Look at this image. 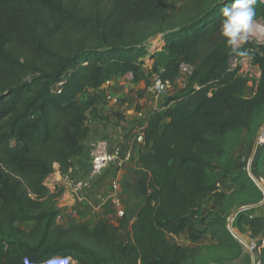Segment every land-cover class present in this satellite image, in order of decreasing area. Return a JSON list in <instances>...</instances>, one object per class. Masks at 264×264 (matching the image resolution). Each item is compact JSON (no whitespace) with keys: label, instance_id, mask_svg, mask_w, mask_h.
<instances>
[{"label":"trees","instance_id":"1","mask_svg":"<svg viewBox=\"0 0 264 264\" xmlns=\"http://www.w3.org/2000/svg\"><path fill=\"white\" fill-rule=\"evenodd\" d=\"M168 2L0 0V264L54 255L76 264H196L203 249L166 238L179 235L198 242L210 234L241 255L218 214L227 199L219 183L231 175L236 192L254 194L251 206L263 201L232 157L240 135L254 139L264 125V44L246 41L234 50L226 43L222 9L233 0H192L176 12ZM253 8L251 23L264 24V2ZM156 40L160 50L148 53ZM233 57H250L260 69L250 97L248 81L229 69ZM181 64L192 67L190 76L147 117L145 151L123 174L124 217L116 225L106 218L59 225L62 191L51 193L45 181L55 165L63 175L81 156L89 120L107 118L99 88L128 74L135 85L153 75L170 83ZM213 213L217 220L207 228ZM243 227L264 240V217L242 214Z\"/></svg>","mask_w":264,"mask_h":264},{"label":"built area","instance_id":"2","mask_svg":"<svg viewBox=\"0 0 264 264\" xmlns=\"http://www.w3.org/2000/svg\"><path fill=\"white\" fill-rule=\"evenodd\" d=\"M264 2V0H259ZM250 25L254 26L262 35L256 38L255 44H264V24L260 21L252 22ZM251 37V36H250ZM249 36L243 35L242 39L238 41L237 45L232 46L234 49L240 48L249 39ZM245 41V42H244ZM229 69L235 72L239 78L246 79L248 86L253 89V93L256 90L259 82L261 72L259 67L254 63L250 57H233L229 60ZM192 72V67L186 64H181L179 67V75H186L187 79ZM178 75V76H179ZM152 83L146 88V92L152 98H158L166 93V87L169 83H163L157 76H152ZM115 82H122L123 89H131L129 86H134V80L131 74L124 77H119L118 80H110L104 83L99 90L102 93L101 96V113H105L107 106H119L124 97L121 95L122 91L115 87ZM126 82V83H124ZM61 86V83L57 84V89ZM59 93V91H58ZM252 93V94H253ZM143 130V128H141ZM255 146L259 148L257 154L260 153V149L264 147V125L259 129L255 138ZM86 160L82 163L80 157L78 158L81 165L72 164L68 171L60 175L58 181L52 182L46 179L45 185L51 193L56 190H61V196L55 201V208L58 212L56 221L61 223L64 217L71 218L77 214V211L81 208L89 209L90 213L100 215L99 218H106L112 224L116 225L118 220L125 215V200L126 191L122 185V178L127 165L129 164L132 155L131 152L125 149L121 144L115 143L112 139L99 138L92 139L87 147ZM257 161V159H256ZM255 161V162H256ZM85 164V167H83ZM113 170L115 173L114 178L109 183V191L105 195H101L98 201L95 203L87 198L84 193L92 190L99 185L106 173L109 170ZM249 177L255 183L260 190L264 203V177L251 174L249 168ZM71 197L74 199L72 204H66V198ZM102 209V210H101ZM107 212V214H105ZM98 218V219H99ZM244 248L250 256L251 264H259L260 252L264 250V240L257 242L251 240L248 244H243ZM23 264H76L68 256L54 255L48 257L40 262L33 263L29 260H23Z\"/></svg>","mask_w":264,"mask_h":264},{"label":"rangeland","instance_id":"3","mask_svg":"<svg viewBox=\"0 0 264 264\" xmlns=\"http://www.w3.org/2000/svg\"><path fill=\"white\" fill-rule=\"evenodd\" d=\"M192 0H169L168 7L170 12H176L178 11L182 6L189 4ZM250 37V36H249ZM252 42H256L255 37H250ZM245 41H249V39H245ZM244 41V42H245ZM161 47V43L156 40L151 42V47L148 49V53H151L152 51L156 50L159 51ZM148 55L144 57V60L146 62L144 66V70L147 73L150 66L152 65V60H148ZM152 77L148 79V81L142 82L145 85V89L143 87H133V90L128 89V91H125L127 89V83L126 88L122 90L121 87H123L122 82H115V87L117 86V89L119 91H122L121 95L124 97V99L121 101L120 105H126L128 104L129 108L135 111L136 107L139 106L137 99H139L140 92L141 96L146 92V88L150 86L152 83ZM187 81V77L184 74H180L173 82L169 83V88L166 89V93L163 95L171 94L174 95L182 89ZM143 89V90H142ZM253 93V89L248 86L247 91L245 92V97H250ZM170 95V96H172ZM151 97V96H149ZM119 105V106H120ZM112 107H110V111L112 110ZM94 119V118H91ZM100 120V119H99ZM261 125L260 127H262ZM256 138V137H255ZM255 138H254V144L252 147V150L250 153H248L249 144L247 143V140L245 139V136H242L239 139V147L234 153V157H236L237 167L240 168L239 171H242V173H245L249 177V168L251 170V174L259 175L264 177V147L260 149V153H258L259 148L255 146ZM258 161V171L257 166L255 169V161ZM126 170V169H125ZM257 172V174H256ZM125 173V172H124ZM123 173V174H124ZM250 178V177H249ZM220 189L224 191L227 195V199L220 205V209L218 210V214L220 217L224 218V221L226 225L230 228L232 225L234 228L237 226L236 221V215H238L239 212H242L240 214L247 215L249 214L248 209H250L252 206L251 204L255 202V196L253 193L250 192H236L235 187L234 189H230V185L228 182H222L220 183ZM264 204V203H263ZM243 207V208H242ZM242 208V209H241ZM102 210V209H101ZM206 210L208 212L211 211V208L208 206L206 207ZM245 210V211H243ZM107 214V212H105ZM78 216H80V219L69 217H64L60 225L62 226H68L69 224H73L76 222H82V220H85L84 222H88L91 224L94 221L100 217L98 214H93L89 212V209L81 208L77 211ZM85 218V219H83ZM87 218V219H86ZM95 218V220H94ZM97 218V219H96ZM217 220V214L213 213L211 214L210 219L205 223V226H209V222H214ZM211 225V224H210ZM16 227L29 231L31 226H27L26 224H17ZM237 228V227H236ZM243 229V228H242ZM170 241H172L174 244H177L182 247H190V248H202V253L200 257L197 260L196 264H243L245 262L244 260H247L246 257H237V250L236 249H227L225 247L217 245L216 241L211 238L210 234H207L202 240L198 242H191L186 235H179L176 238L169 237Z\"/></svg>","mask_w":264,"mask_h":264},{"label":"crops","instance_id":"4","mask_svg":"<svg viewBox=\"0 0 264 264\" xmlns=\"http://www.w3.org/2000/svg\"><path fill=\"white\" fill-rule=\"evenodd\" d=\"M118 79L119 77H116L114 80H118ZM134 86L138 88L142 86L143 89H145V85L142 82ZM129 87L131 88V90H133L132 86H129ZM168 88H169V85H167L166 89ZM172 94L173 93L167 94V96L162 95L158 98H152V97H149L147 93H144L141 96V92H140L139 99H137L139 106L136 107L135 111L129 108L128 104L127 106L126 105L113 106L111 111H110L111 106H107L105 109V113H103L107 117L105 120H99V119L94 118V119H90L89 122L87 123L88 135H87V138L83 141V152L81 156H79L80 161L83 163L86 160L85 156H86V151H87L89 142L92 139H99L103 137L108 138L109 140L112 139L117 144H121L125 149L131 152L132 158L136 160L139 157L140 153L145 151L144 145H143V137H142L141 128L145 126L147 117L154 110L160 109L162 105L164 104V102L166 101V99ZM242 136H245V139L247 140V143L249 144L248 153H250L252 150L253 144H254V139L249 140L245 132H243L240 135V138ZM79 157L74 158L72 160V164L81 165V162L78 159ZM232 158H233L234 166H237L236 157H234V154ZM83 167H85V164H83ZM54 168H55L54 173L51 174L47 178V180L52 181V182L58 181L61 175L59 172L58 166L55 165ZM114 176H115L114 171L112 169L109 170L106 173L105 177L103 178L102 182L99 185H97L95 188H93L92 190L84 193V195L96 203L98 201L99 196L101 195L103 196L109 191V183L114 178ZM231 178H232L231 175L227 178H222L220 179V183L225 182V181L228 182L230 185V189L233 190L234 185L232 184ZM220 183H219V188H220ZM220 191L223 192L225 196L227 195L221 189ZM123 195L126 196V194H123ZM73 202H74L73 198L71 197L66 198V204H72ZM248 211H249L248 216L258 215V216L264 217V204L260 203L258 205H254L250 209H248ZM240 213L242 212H239L238 215H236V221L238 217L242 215ZM72 218L80 219V216L73 215L70 219ZM84 221L85 220H82V222ZM76 223H79V222H76ZM64 227H67V226H64ZM236 227L234 228L231 225L230 230H231L233 237L239 242V244L242 247V253L240 257L241 259L243 257L247 258V260H244L245 262H243V264H251L250 256L243 246V244H248L252 240L250 233L246 227H243L242 230ZM169 237L170 236L166 237L167 240L173 243L172 241H170V239H168ZM172 238H176V237H172Z\"/></svg>","mask_w":264,"mask_h":264},{"label":"clouds","instance_id":"5","mask_svg":"<svg viewBox=\"0 0 264 264\" xmlns=\"http://www.w3.org/2000/svg\"><path fill=\"white\" fill-rule=\"evenodd\" d=\"M256 0H233L230 7L222 9L220 32L228 45L235 46L250 26ZM235 50V48H234ZM244 55V53H241Z\"/></svg>","mask_w":264,"mask_h":264},{"label":"bare ground","instance_id":"6","mask_svg":"<svg viewBox=\"0 0 264 264\" xmlns=\"http://www.w3.org/2000/svg\"><path fill=\"white\" fill-rule=\"evenodd\" d=\"M243 35L259 37L262 34L259 33V31H257V29L254 26L250 25L249 28L247 29L246 33H244Z\"/></svg>","mask_w":264,"mask_h":264}]
</instances>
